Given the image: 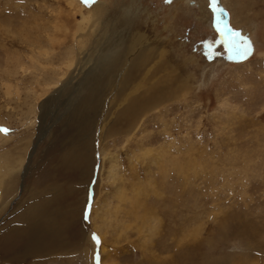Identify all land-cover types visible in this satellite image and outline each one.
Returning <instances> with one entry per match:
<instances>
[{
	"label": "rangeland",
	"instance_id": "rangeland-1",
	"mask_svg": "<svg viewBox=\"0 0 264 264\" xmlns=\"http://www.w3.org/2000/svg\"><path fill=\"white\" fill-rule=\"evenodd\" d=\"M0 127V264H264V0H0Z\"/></svg>",
	"mask_w": 264,
	"mask_h": 264
},
{
	"label": "bare ground",
	"instance_id": "bare-ground-1",
	"mask_svg": "<svg viewBox=\"0 0 264 264\" xmlns=\"http://www.w3.org/2000/svg\"><path fill=\"white\" fill-rule=\"evenodd\" d=\"M104 7H106V4L104 3V2H100V3H98L94 8H92V13H91V15H89V16H91V17H96V19L97 18H99V17H101V15H102V13L105 11V9H104ZM95 19V20H96ZM136 39H135V44H132V52H134V50H136L135 49V47L137 46L136 45V42H137V40L139 41L140 40V38L142 37V36H140V37H137V36H134ZM138 43V42H137ZM138 50V49H137ZM148 50V49H147ZM145 51H146V49H145ZM143 53L144 52H141V51H139L138 52V54L136 55V57H133L132 58V64H128V66L129 65H132V67H130L131 69H132V72L134 71V70H136V68H138L139 66H140V64H142L144 61L143 60H146V59H148V58H145V55H143ZM150 53V52H149ZM135 54V53H134ZM146 54V53H145ZM128 57V56H127ZM132 57V56H131ZM74 62V60H68V63H67V67H69L70 65H72V63ZM115 68V67H114ZM140 68V67H139ZM126 72L127 73H130V69H128L127 68V70H126ZM130 75V74H129ZM134 75V74H133ZM125 77H128V75L127 76H125ZM125 80H127V79H125ZM126 83V82H125ZM133 86V85H132ZM134 87H136V86H134ZM137 88V87H136ZM149 90V89H148ZM152 92V91H151ZM156 93V92H155ZM144 96L146 95V97H148V99H146V100H144V102H147L148 104L151 102H153L156 98H157V95L156 94H152V93H150V92H148V91H144ZM142 94V95H143ZM159 96H161V95H159ZM140 97V96H139ZM136 98V97H135ZM134 98V99H135ZM138 99V98H137ZM133 101H136V100H133ZM141 101H142V99H141ZM140 101V102H141ZM144 102H142V103H144ZM135 103V102H134ZM137 103H138V101H137ZM141 103V104H142ZM158 104H159V102L158 103H156V105L155 106H158ZM127 105V107H125V108H123V110H131L132 111V107H129V104L127 103L126 104ZM144 106H148L147 104H144V105H142V107L140 108V110L144 107ZM152 106V105H151ZM154 106V105H153ZM151 108V107H150ZM139 110V111H140ZM136 112V111H135ZM138 115H140L139 114V112L137 113ZM136 114V115H137ZM142 116V115H141ZM138 120V119H137ZM136 128H132V131H131V133L135 130ZM130 135V133L129 132H127L126 133V136H129ZM67 155V154H66ZM68 156H70V155H68ZM67 157L65 156V158H64V160L66 159ZM68 159V158H67ZM70 160V159H69ZM25 161V160H24ZM67 162V161H66ZM23 164H25V163H23V161L22 160H18V163H17V165H18V169H17V172H22V168H23V166L24 167H26V164L25 165H23ZM15 165V164H14ZM13 165L11 164L10 165V168L12 167ZM12 169V168H11ZM24 169V168H23ZM3 172V171H2ZM2 172H0V174L2 173ZM5 177V176H4ZM1 178V177H0ZM3 178V177H2ZM101 178V177H100ZM102 179V178H101ZM100 179V180H101ZM99 184V183H98ZM136 196V195H135ZM49 202H51L49 199H47V198H43L39 203H36L35 204V206H33V205H31L27 210H26V212H25V215L27 216L26 217V219L27 218H29L32 222L30 223V225H26L27 226V228L26 227H24V228H22V229H25L26 231H27V240H28V245L30 244V241H32L33 240V238L35 239V238H37V239H35V240H38V231H39V233L40 234H42V235H46L47 234V230L49 231V233H50V231L52 230V228H53V226H52V228L49 226V227H47L48 229L47 230H42L43 232L41 233V229H38V225H39V227H41L44 223H46V225H47V222L48 223H51L50 222V220H48V217H53L54 219H56L53 215H50V216H48V214L49 213H45V212H47L46 211V209H47V204L49 203ZM106 206V205H105ZM107 211V210H106ZM37 212L39 213V215H44V217H42V218H40L39 220V222H34L33 220H35L33 217L34 216H36L37 215ZM45 213V214H44ZM108 214V213H107ZM47 216V217H46ZM106 216V215H105ZM25 217V216H24ZM33 218V219H32ZM53 220V219H52ZM43 223H42V222ZM25 222H26V220H25ZM54 223V222H53ZM52 224V223H51ZM41 225V226H40ZM28 227H30V228H28ZM45 227V226H44ZM32 228V231H30L29 229H31ZM16 232V231H15ZM87 235H89L90 236V234L88 233ZM101 235V234H100ZM103 235H102V239H103ZM7 238H9V239H11V240H14V239H12L11 237H7ZM14 238V237H13ZM23 238V237H22ZM47 238V237H46ZM40 240H41V238H39ZM16 240V239H15ZM14 240V241H15ZM35 243H36V241H34ZM37 242H39V240L37 241ZM13 243V242H12ZM37 244V243H36ZM19 245V244H18ZM83 245V244H82ZM15 246H17V245H15ZM84 251H85V249H84ZM83 251V252H84Z\"/></svg>",
	"mask_w": 264,
	"mask_h": 264
},
{
	"label": "snow or ice",
	"instance_id": "snow-or-ice-1",
	"mask_svg": "<svg viewBox=\"0 0 264 264\" xmlns=\"http://www.w3.org/2000/svg\"><path fill=\"white\" fill-rule=\"evenodd\" d=\"M85 3H92L94 2V0H84ZM213 7H215V0H213ZM233 37L236 35V33H233L232 34ZM225 43H228L229 41H224ZM9 130L6 129V128H3V127H0V132H4V133H7Z\"/></svg>",
	"mask_w": 264,
	"mask_h": 264
},
{
	"label": "water",
	"instance_id": "water-1",
	"mask_svg": "<svg viewBox=\"0 0 264 264\" xmlns=\"http://www.w3.org/2000/svg\"><path fill=\"white\" fill-rule=\"evenodd\" d=\"M218 12L222 15V20H225L227 13L224 10H218ZM249 51H252V48L249 47Z\"/></svg>",
	"mask_w": 264,
	"mask_h": 264
}]
</instances>
